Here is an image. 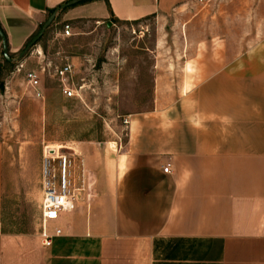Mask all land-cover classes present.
I'll return each instance as SVG.
<instances>
[{"label": "crops", "instance_id": "crops-1", "mask_svg": "<svg viewBox=\"0 0 264 264\" xmlns=\"http://www.w3.org/2000/svg\"><path fill=\"white\" fill-rule=\"evenodd\" d=\"M68 1L0 0L8 53L19 58L47 12ZM187 1L94 0L62 20L134 22ZM246 45L237 56H203L191 77L183 62L179 77L198 81L177 91L179 101L130 117L119 155L91 143L76 150L87 188L48 225L61 230L49 247L41 209L33 232H2L0 142V264H264V22ZM151 73L157 94L174 79L159 72L157 58ZM38 183L41 193L40 166Z\"/></svg>", "mask_w": 264, "mask_h": 264}, {"label": "rangeland", "instance_id": "rangeland-1", "mask_svg": "<svg viewBox=\"0 0 264 264\" xmlns=\"http://www.w3.org/2000/svg\"><path fill=\"white\" fill-rule=\"evenodd\" d=\"M64 12L59 11L24 57L12 55L10 70L0 58L4 233L38 228L39 166L45 148L61 146L60 151L68 152L91 143L119 155L128 136L123 121L129 124L130 117L156 102L179 101L177 91L198 81L179 77L183 62H189L191 77L203 56L242 53L264 22V0H189L168 16L134 22H69L62 20ZM64 25L70 27L69 37L62 35ZM155 58L159 72L174 77L163 80L158 94L151 73ZM19 63L24 68L17 71ZM65 64L72 68L79 98L65 99L61 93L54 72ZM27 71L37 74L43 99L27 86Z\"/></svg>", "mask_w": 264, "mask_h": 264}, {"label": "built area", "instance_id": "built-area-1", "mask_svg": "<svg viewBox=\"0 0 264 264\" xmlns=\"http://www.w3.org/2000/svg\"><path fill=\"white\" fill-rule=\"evenodd\" d=\"M62 35L69 37V25L63 26ZM36 53H38L36 51ZM24 68L22 63L17 66V71ZM72 68L69 64L57 68L54 76L60 84V90L65 99L79 98L77 88L70 83ZM25 81L28 87L34 92L37 99H43L39 90V78L35 72L27 71ZM128 126V121L124 120ZM62 152L60 149L45 148L40 165L41 175V238L44 246L49 247L51 240L61 234L60 229L49 233L47 227L52 222L60 220L64 213L72 211L80 196L87 188V179L84 174L83 159L77 151L67 149ZM169 165L163 168L168 173Z\"/></svg>", "mask_w": 264, "mask_h": 264}, {"label": "water", "instance_id": "water-1", "mask_svg": "<svg viewBox=\"0 0 264 264\" xmlns=\"http://www.w3.org/2000/svg\"><path fill=\"white\" fill-rule=\"evenodd\" d=\"M81 1H83V0H70V1L60 5L59 7H57L54 10V12L43 23L40 31L31 39V41L22 50V52L19 54V58L18 59H21L22 57H24L25 54L28 53L37 44V42L41 39V37L43 36L45 31L54 22L57 12H59L61 10H64V9H67V8H70L72 6H75ZM0 40H1V47H2V56H3V58L5 60H7L8 62H11L12 60L9 58V55H8L7 41H6V38H5V36H4V34H3V32L1 30H0Z\"/></svg>", "mask_w": 264, "mask_h": 264}, {"label": "trees", "instance_id": "trees-1", "mask_svg": "<svg viewBox=\"0 0 264 264\" xmlns=\"http://www.w3.org/2000/svg\"><path fill=\"white\" fill-rule=\"evenodd\" d=\"M91 1H94V0H83V1H81V2H79L77 5H82V4H85V3H88V2H91ZM106 2H107V0H106ZM77 5H75V6H77ZM72 7H74V6H72ZM68 9V8H67ZM54 10L55 9H52V10H49L47 13V15H48V17L54 12ZM66 9H64V10H61L62 12L63 11H65ZM60 11V12H61ZM115 21H117V22H119L118 20H116L115 19ZM41 27H42V24L41 25H39V27H38V31H37V33L40 31V29H41ZM33 38V37H32ZM32 38H30L27 42H26V44H25V46L23 47V49L26 47V45L31 41V39ZM42 40V37H41V39L37 42V43H39L40 41ZM22 49V50H23ZM22 50L20 51V53L22 52ZM19 53V54H20ZM8 55H9V58L11 59V60H13V56L11 55V54H9L8 53ZM2 59H3V61H4V65L6 66L5 68L7 69H11L12 67H13V63L12 62H8L7 60H5L4 58H3V56H2ZM1 72H3V69H2V67L0 66V73Z\"/></svg>", "mask_w": 264, "mask_h": 264}, {"label": "bare ground", "instance_id": "bare-ground-1", "mask_svg": "<svg viewBox=\"0 0 264 264\" xmlns=\"http://www.w3.org/2000/svg\"><path fill=\"white\" fill-rule=\"evenodd\" d=\"M59 149H62V148H59Z\"/></svg>", "mask_w": 264, "mask_h": 264}]
</instances>
